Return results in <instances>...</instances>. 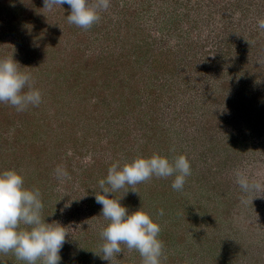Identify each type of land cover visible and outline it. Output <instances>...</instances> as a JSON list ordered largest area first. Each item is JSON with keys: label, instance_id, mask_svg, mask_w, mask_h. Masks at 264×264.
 <instances>
[{"label": "rangeland", "instance_id": "obj_1", "mask_svg": "<svg viewBox=\"0 0 264 264\" xmlns=\"http://www.w3.org/2000/svg\"><path fill=\"white\" fill-rule=\"evenodd\" d=\"M154 1L142 7L137 0H118L119 7L131 4L138 15L127 28L121 14L102 12L100 21L84 30L67 22V4L49 11L43 0H0V58L13 57L33 77L42 93V103L31 106L41 123L34 137L50 142L49 149L32 154L28 143L21 150L9 145L0 151V171L16 169L25 187L39 189L45 221L65 226L67 241L82 242L77 258L108 264L94 254L108 223L95 202L98 181L117 161L183 154L192 169L183 190L172 189L174 177H153L136 185L140 196L129 190L121 200L129 212L141 207L160 225L162 264H264V193L242 192L234 175L239 170L264 183V46L252 56L257 37H248L263 15L248 12L239 22L229 5L233 0H200V7L198 0ZM262 1L253 2L262 8ZM161 11L164 15L154 18ZM223 27L236 30L228 52L216 49L215 35ZM239 50L247 56L238 60L237 72L231 64ZM153 54L168 72H149ZM122 59L132 64L124 69ZM193 59L194 68L183 72L182 62ZM100 86L101 101L95 99ZM1 111L9 122L0 121V131L16 134L15 110L8 105ZM63 122L67 132L59 133L54 128ZM96 149L100 163L88 170ZM58 166L67 177L57 179ZM121 247L112 264H133L131 252L140 256ZM70 258L75 261L73 254ZM0 264L25 262L9 252L0 253Z\"/></svg>", "mask_w": 264, "mask_h": 264}, {"label": "clouds", "instance_id": "obj_2", "mask_svg": "<svg viewBox=\"0 0 264 264\" xmlns=\"http://www.w3.org/2000/svg\"><path fill=\"white\" fill-rule=\"evenodd\" d=\"M44 8L52 11L56 6L67 4L71 12L67 22L88 30L101 19V13L110 7V0H43ZM264 30V18L257 21ZM28 67V66H25ZM0 103L10 105L17 112L42 103V93L34 87L30 73L21 71V65L12 58H0ZM189 159L181 154L169 159L160 154L136 157L121 164L110 165L106 178L100 179L99 193L95 202L102 206L101 214L107 225L100 230L99 252L102 260L112 264L126 246L141 256V264H162L164 243L159 239L160 225L140 208L129 212L121 200L129 190L139 195L136 185L153 177H174L171 187L181 191L186 178L191 175ZM57 179L68 176L66 170L57 167ZM235 183L242 192L264 193V183L252 180L244 172H235ZM123 195L113 198L117 191ZM261 194L259 196H261ZM140 196V195H139ZM82 196L81 198H83ZM257 197V196H256ZM70 206L66 205V207ZM43 203L39 189L25 187L24 177L16 169L0 171V253L12 252L16 259L25 264H59L60 251L66 243L68 231L58 222L47 223L42 217ZM158 215L163 216L161 209ZM21 225L24 227L21 228Z\"/></svg>", "mask_w": 264, "mask_h": 264}, {"label": "trees", "instance_id": "obj_3", "mask_svg": "<svg viewBox=\"0 0 264 264\" xmlns=\"http://www.w3.org/2000/svg\"><path fill=\"white\" fill-rule=\"evenodd\" d=\"M254 0H233L229 3L230 6H233V11L235 12V14H238V17L235 16L237 18V20L239 22H241V20L245 17H247V13L249 12H253V16L257 15L259 17H263L264 18V0L262 1V8L259 7L258 4H255L253 2ZM115 3L114 6L112 7H109V9L107 11H104V14L103 16H108L112 13L114 14H121L122 17L119 18L120 20V23H124V28H127V26L130 24V22H132L133 19H135V16H138L136 12H134V7L133 5H125L122 9L121 7L118 6V0H110V4L112 5V3ZM153 2V0H137V3L138 5L142 6V7H145L147 4ZM155 3H159V2H168V3H177V0H155L154 1ZM199 2H201L200 0H198V4ZM216 3V1H215ZM202 4V3H201ZM150 5V4H149ZM148 5V6H149ZM200 7V4L197 5ZM133 7V8H132ZM132 8V10H130ZM148 9V8H147ZM128 13V14H127ZM159 16L156 15V17L154 18H157V17H160L162 15H164V11H161V12H158L157 13ZM127 17V19L129 20H126V21H123V17ZM252 22V21H251ZM250 24V22H248ZM252 23H255V22H252ZM223 30L224 31H218L216 33V37H220L219 38V41H218V44H217V47L216 49H224V51L226 52L227 49H231V37L233 36V38L236 39L235 37V33H236V30L234 29L233 31L231 32H227L226 31V27H223ZM264 30H260L259 28H257L256 30H251L250 31V35L248 36L249 38H252L255 36V38L257 37V40L254 42V45L250 46V48L253 50L252 52V56L254 55V53L256 54H259V50L257 47H259V45H263L264 46ZM107 34H111V31L109 30V32ZM171 35V34H170ZM243 36V35H242ZM118 37H119V33H118ZM116 37V39L118 38ZM246 37V36H244ZM245 40V39H244ZM238 41V40H237ZM252 41V40H251ZM145 44H149L148 42H146ZM242 44L240 41H238V45ZM149 46V45H148ZM147 46V47H148ZM167 51V50H166ZM248 51V50H247ZM228 52V51H227ZM236 52V51H235ZM163 53V52H161ZM242 55H245V52L243 50H239L238 52H236V57L237 59L231 64V67L234 68V70H236L237 72L239 71V66L237 64L238 60H240L242 58ZM226 58V56H225ZM226 60V59H225ZM196 61V59H193L191 62H182L181 64V70L183 72H188V71H191L194 66L196 64H194V62ZM118 62L121 63V67L125 69V67L129 64H132L131 61H127V59H122V62L119 60ZM158 62V63H157ZM218 62L217 60H215L214 62H212L213 64ZM165 61L163 60L162 62L159 61L157 58H156V55L153 54L152 56V60L151 62L149 63L150 66H149V72H168L169 69L168 67L165 66ZM203 65V63H202ZM177 66V65H176ZM205 66V65H204ZM210 66V65H209ZM166 67V68H165ZM175 68V65L172 67V72H173V69ZM198 70H201L200 68H198ZM171 71V70H170ZM128 78V77H126ZM105 82H102L101 84H105ZM100 84V85H101ZM109 84L107 83L106 86H108ZM101 86H100V90H98L97 94H98V97L95 96V99L97 98V100L101 101L102 100H105V98L103 96H101ZM101 98V99H100ZM0 111L2 109H6L8 110V105L7 104H3V103H0ZM127 106V105H126ZM11 106L9 105V108ZM11 110H15V108L11 107ZM115 110V109H114ZM36 111V108H32L31 106L23 111V112H17L16 110L14 111V114H13V117H12V122H14L15 124V127H16V131L17 133L16 134H23V139L24 140H20V137H17L16 134H13V135H9V130H2L0 131V137H4L3 140L4 141H0L1 145H0V151L5 149L7 150V147L9 145H12L11 149H15V148H18L20 147V145H24L25 147V144L28 143V149L30 151V153L32 154L34 150L37 149V152L39 151V149L41 150H46V149H49V146H47L50 142H49V137L48 138H43V139H37V137H34V136H37V132H38V128L40 127L41 123L39 122V120H34V117L36 115L35 113ZM115 113V112H114ZM0 117H3L4 120H0L1 122L2 121H5L6 124H8L9 122V117H7V113H3V111H1V116ZM26 118V119H25ZM63 124H59L58 127L54 128L57 132L60 133V131L62 130H65L67 132V129H65L63 127ZM15 132V131H14ZM13 137V140H11V138ZM65 141V140H63ZM22 142H24V144H22ZM12 143V144H11ZM74 146V145H73ZM10 147V146H9ZM22 148H18V150H21ZM26 150V151H27ZM33 150V151H32ZM99 151L98 149L95 150V154L92 155V157L90 156V159H91V162H90V166H87L88 167V170H92L90 168L94 167L93 170L96 168V166L98 165V163H100V160H99V157H101V155L99 154ZM20 154V153H19ZM19 154H14V160L17 161L18 160V156ZM76 154V152H75ZM99 154V155H98ZM77 155V154H76ZM95 155H98V156H95ZM78 156V155H77ZM89 159V160H90ZM93 163V165L91 164ZM106 226V225H105ZM80 227V229H79ZM85 227V222L83 224H81L80 226H78V231L80 232L81 229H83ZM88 238H90V236L85 238L84 241H86ZM82 244V242H80V240L77 241H67L66 240V243L63 245L61 251H60V256H61V261L59 262V264H88L85 260L86 256H81L79 257L80 259H83L81 262H79V258H77V255L75 254V249L78 248V246H80ZM82 246V245H81ZM81 248V247H79ZM133 252H131V254H129V258L132 259L133 258V264H141V257L140 256H137V254L135 256H133L134 254H132ZM74 255L75 256V261H73L71 257V255ZM140 257V258H139ZM90 259L92 260H96V258H91L89 257ZM122 260V259H120ZM98 261V260H96ZM125 261V258H123V260L121 261V263H123ZM103 264H107V262H103ZM109 264V262H108Z\"/></svg>", "mask_w": 264, "mask_h": 264}]
</instances>
